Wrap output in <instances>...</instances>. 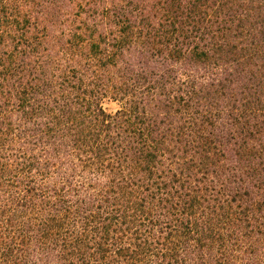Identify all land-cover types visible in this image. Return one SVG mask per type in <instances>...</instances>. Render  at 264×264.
Here are the masks:
<instances>
[{"label": "trees", "instance_id": "trees-1", "mask_svg": "<svg viewBox=\"0 0 264 264\" xmlns=\"http://www.w3.org/2000/svg\"><path fill=\"white\" fill-rule=\"evenodd\" d=\"M0 264H264V0H0Z\"/></svg>", "mask_w": 264, "mask_h": 264}, {"label": "rangeland", "instance_id": "rangeland-1", "mask_svg": "<svg viewBox=\"0 0 264 264\" xmlns=\"http://www.w3.org/2000/svg\"><path fill=\"white\" fill-rule=\"evenodd\" d=\"M105 106L107 107V109H112L113 108V105L106 104Z\"/></svg>", "mask_w": 264, "mask_h": 264}]
</instances>
